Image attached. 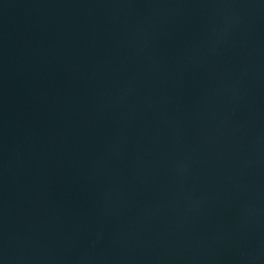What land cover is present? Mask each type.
Masks as SVG:
<instances>
[{
	"label": "water",
	"instance_id": "95a60500",
	"mask_svg": "<svg viewBox=\"0 0 264 264\" xmlns=\"http://www.w3.org/2000/svg\"><path fill=\"white\" fill-rule=\"evenodd\" d=\"M0 264H264V0H0Z\"/></svg>",
	"mask_w": 264,
	"mask_h": 264
}]
</instances>
